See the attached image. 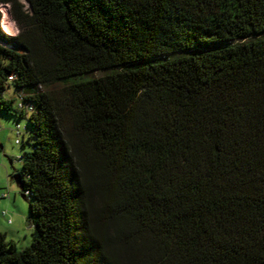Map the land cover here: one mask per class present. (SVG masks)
<instances>
[{
	"label": "trees",
	"instance_id": "trees-1",
	"mask_svg": "<svg viewBox=\"0 0 264 264\" xmlns=\"http://www.w3.org/2000/svg\"><path fill=\"white\" fill-rule=\"evenodd\" d=\"M25 2L0 113L32 240L0 264H264V0Z\"/></svg>",
	"mask_w": 264,
	"mask_h": 264
},
{
	"label": "rangeland",
	"instance_id": "rangeland-1",
	"mask_svg": "<svg viewBox=\"0 0 264 264\" xmlns=\"http://www.w3.org/2000/svg\"><path fill=\"white\" fill-rule=\"evenodd\" d=\"M25 6V0H19ZM7 11V22L11 25V32L3 28L4 14L0 12V29L8 35H16L18 28L13 21L10 6L1 4ZM99 76L98 73L92 77ZM7 99L18 101V91L13 87H7L2 94ZM27 126V119L4 116L0 113V231L6 233L8 241H12L17 250H22L31 244L32 227L27 218L29 214V202L23 197V190L18 185L14 176L21 170L20 157L24 151H30L28 131L18 136L16 126ZM17 140L19 143H17ZM24 145V148H23ZM6 213V216L3 215ZM8 219L11 223L8 224Z\"/></svg>",
	"mask_w": 264,
	"mask_h": 264
},
{
	"label": "built area",
	"instance_id": "built-area-1",
	"mask_svg": "<svg viewBox=\"0 0 264 264\" xmlns=\"http://www.w3.org/2000/svg\"><path fill=\"white\" fill-rule=\"evenodd\" d=\"M12 80H13V76H9V81H12ZM17 106L20 109H25L27 114H30L33 111V106L28 103H24L22 98L18 99ZM24 130H25V126H21V127L18 125L16 126V131H17L18 136H22L24 134ZM17 143H19L18 140H17ZM3 215L6 216V213L3 212ZM7 222L8 224H10L11 220L8 219Z\"/></svg>",
	"mask_w": 264,
	"mask_h": 264
},
{
	"label": "bare ground",
	"instance_id": "bare-ground-1",
	"mask_svg": "<svg viewBox=\"0 0 264 264\" xmlns=\"http://www.w3.org/2000/svg\"><path fill=\"white\" fill-rule=\"evenodd\" d=\"M0 12H2L4 14V20H3V28H4V30L7 31V32H11L12 31L11 30V25L6 20L7 19V11H6L4 6L0 7Z\"/></svg>",
	"mask_w": 264,
	"mask_h": 264
},
{
	"label": "water",
	"instance_id": "water-1",
	"mask_svg": "<svg viewBox=\"0 0 264 264\" xmlns=\"http://www.w3.org/2000/svg\"><path fill=\"white\" fill-rule=\"evenodd\" d=\"M17 183H19V178L18 177H15ZM23 197H24V194H23Z\"/></svg>",
	"mask_w": 264,
	"mask_h": 264
},
{
	"label": "crops",
	"instance_id": "crops-1",
	"mask_svg": "<svg viewBox=\"0 0 264 264\" xmlns=\"http://www.w3.org/2000/svg\"><path fill=\"white\" fill-rule=\"evenodd\" d=\"M7 232H5V234H6Z\"/></svg>",
	"mask_w": 264,
	"mask_h": 264
}]
</instances>
